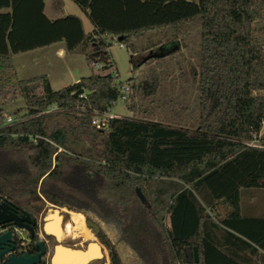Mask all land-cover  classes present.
Listing matches in <instances>:
<instances>
[{
	"label": "trees",
	"instance_id": "obj_1",
	"mask_svg": "<svg viewBox=\"0 0 264 264\" xmlns=\"http://www.w3.org/2000/svg\"><path fill=\"white\" fill-rule=\"evenodd\" d=\"M72 1L91 30L77 14L49 18L44 0H0V201L35 218L46 203L81 213L98 226L109 264H191L194 246L198 264H264V148L242 143L264 127V95L252 93L264 89V0ZM194 20L195 126L92 124V112L118 98L112 40L135 53L141 33L164 30L170 39L159 48H176ZM58 42L99 70L57 90L45 74L17 76L13 54ZM17 96L23 112L6 124L3 105ZM199 180L212 204L193 191ZM243 189L263 200L253 194L243 205Z\"/></svg>",
	"mask_w": 264,
	"mask_h": 264
},
{
	"label": "rangeland",
	"instance_id": "obj_2",
	"mask_svg": "<svg viewBox=\"0 0 264 264\" xmlns=\"http://www.w3.org/2000/svg\"><path fill=\"white\" fill-rule=\"evenodd\" d=\"M45 2L47 14L50 13V8L59 12V15L65 14L66 11L62 7L63 3L67 7V13H75L82 18L85 31L91 30L92 26L89 20L72 0H45ZM199 29L197 20L186 25L176 37L178 41L176 48H173L171 44L159 48L163 42L170 39L164 30L141 33L135 40L138 46L135 53L125 45H120L118 41L112 40L108 51L117 70L118 76H116L115 82L128 84L129 92L125 100L116 99L110 108V113H114L117 117L155 121L172 126L191 128L195 126L199 95ZM56 45L58 44L54 43L13 54L12 63L17 76L27 78L45 74L49 79L51 88L57 90L74 83L81 76L89 75L92 70H99L94 65L87 63L82 54H70L65 49L62 55L56 54ZM24 106V100L17 96L12 101L6 102L3 105V110L6 114L11 115L17 109H21L23 112ZM192 189L206 205L213 203L210 202L212 199L211 192L203 180L195 182ZM259 193L260 190L243 189L242 204H247L251 195H258ZM262 194L258 195L261 201L263 200L261 199ZM49 209L62 212L63 221L60 225L61 234L59 236L61 243L69 242L71 239V235L63 231V224L68 219V212L71 210L65 207L57 208L46 203L44 210L38 215V234L42 238H48V246L51 250L53 240L50 239L49 235H43L41 232L44 218L47 213H51ZM82 220L84 226L85 218L83 215ZM84 227L88 229V233L79 237L78 235L74 236L72 242H78L79 239L86 238V236L89 241H96L102 246L104 254L101 264H109L107 249L99 242L90 228Z\"/></svg>",
	"mask_w": 264,
	"mask_h": 264
},
{
	"label": "water",
	"instance_id": "obj_3",
	"mask_svg": "<svg viewBox=\"0 0 264 264\" xmlns=\"http://www.w3.org/2000/svg\"><path fill=\"white\" fill-rule=\"evenodd\" d=\"M135 191L140 200L144 201V196L140 190L136 188ZM49 210H51V213H47L44 218L41 225V232L44 235H49L59 240L60 234L47 230L46 223L52 220L51 215L56 211L58 228L54 229V231L60 233V225L63 221V216L60 214V211L56 209ZM5 223L11 224V228L2 229ZM34 224H36V218H30L28 213L18 215L8 203L0 201V264H42V259L46 253V244L40 235H38V239L34 244L35 247H38V250L33 253L24 250L16 252V250L20 248V244L13 238L17 229L26 228L32 231V225ZM84 224L87 228L93 229L94 235L98 233V226L95 223L84 220ZM92 246L96 250L94 255H91L92 253L89 252ZM57 252L58 254L56 256L53 255L51 258V264H78V262L80 264H101L104 256L102 246L96 241H88L85 250L65 248L64 251ZM192 255L193 262L191 264H198V253L195 246L192 249Z\"/></svg>",
	"mask_w": 264,
	"mask_h": 264
},
{
	"label": "flooded vegetation",
	"instance_id": "obj_4",
	"mask_svg": "<svg viewBox=\"0 0 264 264\" xmlns=\"http://www.w3.org/2000/svg\"><path fill=\"white\" fill-rule=\"evenodd\" d=\"M16 214L22 215L23 212L22 213L18 212ZM60 214L62 215V212ZM30 218H35V217L30 216ZM10 228H11V224L5 223L2 229H10ZM91 231L93 233V229H91ZM31 232H32V236H31ZM22 233H24V234H22ZM34 235H36V237L38 239L39 234H38V219L37 218H36V224L32 225V231H29V229H26V228L17 229L15 231L13 238H14V240H16L20 244V248L18 250H16V252L19 250H24V251L28 252L30 249L29 242L32 240ZM79 236L80 235H78V237ZM73 238H74V236H71V239H69V242L67 241V242L61 243L59 240L50 236V239L53 240V242L51 243V250H50V247L48 246V241H47L48 238L47 237L42 238L46 244V247H45L46 253L44 255V258L42 259V262H44V264H51V258L53 257V255L56 256L58 254L57 251H59V252L64 251L65 248L82 249V250L86 249L87 242L89 241L88 239L82 238V239H79L80 241H78V242H72ZM37 239H36V241H37ZM35 242H34V244H35ZM69 246H71V247H69ZM33 248H34V252H36L38 250V247H35V245H33Z\"/></svg>",
	"mask_w": 264,
	"mask_h": 264
},
{
	"label": "built area",
	"instance_id": "obj_5",
	"mask_svg": "<svg viewBox=\"0 0 264 264\" xmlns=\"http://www.w3.org/2000/svg\"><path fill=\"white\" fill-rule=\"evenodd\" d=\"M258 28L261 30L258 32L257 34V39L259 41V43L261 44L262 50H263V56H264V18H262L259 23H258ZM122 45V44H120ZM94 66L96 68H98L100 66L99 63H94ZM111 73L114 76H117V70L114 67L111 70ZM119 93H118V98H121L122 100H125L127 98V94L129 92V85L128 84H117ZM253 94H262L264 95V89L262 90H253L252 91ZM111 117H116V115L114 113H110L109 112H103V113H99L96 111L92 112V116H91V123L94 124L96 127H105L107 124V120ZM14 121V118L11 115H6L5 116V123L9 124L12 123ZM264 133V127H262V129L259 132H253L251 137L245 140H242V143L244 145L247 146H252V147H259V148H264V139L261 138L262 135Z\"/></svg>",
	"mask_w": 264,
	"mask_h": 264
},
{
	"label": "bare ground",
	"instance_id": "obj_6",
	"mask_svg": "<svg viewBox=\"0 0 264 264\" xmlns=\"http://www.w3.org/2000/svg\"><path fill=\"white\" fill-rule=\"evenodd\" d=\"M56 213L57 212L55 211V213H53L51 215L52 220H50L46 223V229L51 231V232H54L56 234H61V229H60V233L57 231H54V229L58 228V219H57L58 217H56L57 216ZM68 213H69V217L63 224V227H64L63 230L66 233L70 234L71 236L86 235L88 233V229H85V227H84L85 224L83 226L82 215L78 212H73V211H69ZM86 238H87V236H86ZM89 252L92 253L91 255H94L96 250L92 246V247H90ZM78 264H80V263L78 262Z\"/></svg>",
	"mask_w": 264,
	"mask_h": 264
},
{
	"label": "crops",
	"instance_id": "obj_7",
	"mask_svg": "<svg viewBox=\"0 0 264 264\" xmlns=\"http://www.w3.org/2000/svg\"><path fill=\"white\" fill-rule=\"evenodd\" d=\"M62 7L64 8V10L66 11L65 12V14L67 13V7H66V5L65 4H63L62 3ZM44 12H45V14L49 17V18H55V17H59V16H62V15H64V14H60L59 15V12H56V11H54V9L52 10V8H50L49 9V14H47L46 13V2H45V0H44ZM73 14H75V13H73ZM84 14V13H83ZM82 19V18H81ZM83 21V20H82ZM55 44H58V45H56L57 47H56V50H55V53L56 54H58V55H62L63 53H64V44L62 43V42H58V43H55ZM49 46V45H48ZM115 65V64H114ZM78 80V79H77ZM77 80H75V81H77ZM109 111H110V109H109ZM117 117V116H116Z\"/></svg>",
	"mask_w": 264,
	"mask_h": 264
}]
</instances>
